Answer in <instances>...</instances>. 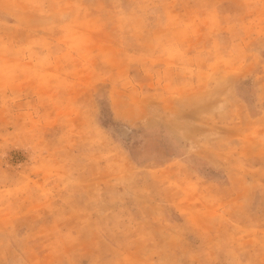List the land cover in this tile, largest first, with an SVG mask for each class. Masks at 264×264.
<instances>
[{"label":"rangeland","instance_id":"rangeland-1","mask_svg":"<svg viewBox=\"0 0 264 264\" xmlns=\"http://www.w3.org/2000/svg\"><path fill=\"white\" fill-rule=\"evenodd\" d=\"M0 264H264V0H0Z\"/></svg>","mask_w":264,"mask_h":264}]
</instances>
